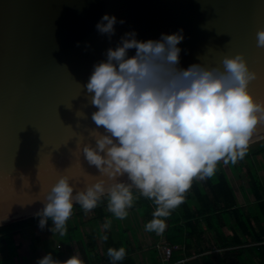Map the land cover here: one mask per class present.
Segmentation results:
<instances>
[{"label":"water","instance_id":"water-1","mask_svg":"<svg viewBox=\"0 0 264 264\" xmlns=\"http://www.w3.org/2000/svg\"><path fill=\"white\" fill-rule=\"evenodd\" d=\"M105 14L125 21L111 40L96 29ZM262 27L264 0H0V226L36 216L61 175L76 191L99 176L76 150L81 140L95 146L88 133L97 109L81 85L126 32L147 41L182 28L185 69L223 68L225 56L244 53L257 73L250 91L264 103ZM261 139L264 123L250 144Z\"/></svg>","mask_w":264,"mask_h":264},{"label":"clouds","instance_id":"clouds-1","mask_svg":"<svg viewBox=\"0 0 264 264\" xmlns=\"http://www.w3.org/2000/svg\"><path fill=\"white\" fill-rule=\"evenodd\" d=\"M117 23L125 21L105 14L96 29L111 40ZM137 35L133 30L121 36L115 47L106 50V59L93 66L86 85H81L89 104L97 109L91 114L95 128L88 133L95 146L81 140L76 150L99 176L76 191L72 177L61 175L37 213L42 229L51 219L50 230L64 236L74 204L88 213L105 196L108 211L123 220L138 199L132 191L136 189L155 205L145 231L163 234L166 219L184 202L193 181L213 177L220 162L242 160L258 124L264 123V103L249 88L257 73L244 53L225 56L223 68L201 62L185 69L180 67L182 28L156 40H139ZM256 43L264 49V27L257 31ZM76 115L87 119L83 111ZM110 227L107 220L103 230ZM101 239L107 241L108 236ZM168 244L175 245L158 247L163 264V246ZM107 256L116 264L126 257V249L110 247ZM37 264L84 261L78 253L65 261L48 253Z\"/></svg>","mask_w":264,"mask_h":264},{"label":"trees","instance_id":"trees-1","mask_svg":"<svg viewBox=\"0 0 264 264\" xmlns=\"http://www.w3.org/2000/svg\"><path fill=\"white\" fill-rule=\"evenodd\" d=\"M256 142L249 145L247 155L242 160H239L235 164L229 163V166L236 169L238 164L241 167L250 164V170L247 172L246 192L249 196L248 199L255 200L254 202L260 207L264 216V184L255 166L256 158L264 152V139ZM132 191L138 199L135 200L133 207L129 210H137L139 216L146 211L148 216L147 222H149L153 218L152 213L155 210V205L151 200L141 196L138 190L132 189ZM106 200L107 197L105 196L98 206L92 210V214L94 215L88 218L85 217V212L81 206L74 204L73 214L66 224L67 232L64 236L59 237L60 241L61 243L68 244L73 250H79L80 258L84 261V264H112L111 259L107 256V249L110 247L117 249L125 247L126 249V257L122 261L116 262V264H136L133 252L130 249L131 241L128 235V230L132 228V225H118L116 230L112 227L103 230L104 223L110 220L109 218L112 216V213L107 209ZM190 203L194 206V210H191ZM183 204L184 208L180 205L167 218L169 228L166 230V236L170 243H179L184 233L187 234L186 238L189 241L196 235L198 237L202 236L208 230H221L225 223H229L230 215L233 213L236 217V228L244 230L245 233L257 241L256 243H252L251 248L257 253L259 264H264V236H260L256 232L257 230L253 226L251 216L246 213L244 207L241 208L238 205L237 194L223 162L218 164L217 171L213 177L203 181H193L191 189L185 195ZM180 210L185 212L184 216L178 215ZM181 219L183 223H180ZM38 222V217L32 216L0 226V244H7L10 250L7 257L0 258V264H22V261H19V256L24 255L28 257L27 260L30 262L27 254H18L19 246L16 243L15 237L18 232L26 229V227H32ZM87 224L89 225V229L86 226ZM52 225L53 223L49 219L46 226ZM103 235H107L108 240H102L103 245L100 247L98 237H102ZM226 241H228L226 242L227 246L235 243L240 245L244 242H250L248 240L243 241L235 232L233 240L226 238ZM48 247L54 259L60 261L67 260L62 245H56L54 240L50 239ZM230 252L234 253L237 257V262L232 264H255L243 257L240 246L237 249H230ZM179 256V254H172L171 261L177 260L180 258ZM211 257L212 255L210 254L205 256V264H215L212 262ZM4 259H10V262L6 263L3 261Z\"/></svg>","mask_w":264,"mask_h":264},{"label":"crops","instance_id":"crops-1","mask_svg":"<svg viewBox=\"0 0 264 264\" xmlns=\"http://www.w3.org/2000/svg\"><path fill=\"white\" fill-rule=\"evenodd\" d=\"M255 166L257 167L261 181L264 184V152L260 154L258 158H256ZM225 167L237 194L238 205L241 208L244 207L246 213L251 216L253 226L255 230H257L256 232H258L260 236H264V216L262 211L260 210V207L257 205V203L254 202V199H248L249 196L246 192L248 181L247 172L250 170V164H247L243 167L238 164L236 169L235 167H230L229 164L225 165ZM234 183L238 185L237 189L235 188ZM181 207L184 208L183 203L181 204ZM190 208L191 210L195 209L191 203ZM132 215L134 219H131L132 228L128 230V235L131 241L130 249L133 252L136 264H163L161 257L162 250L160 251L158 247L159 245L161 246L162 244L170 243L166 236V230L169 228L168 219H166L167 227L165 232L163 234L157 235L154 232L145 231V225L148 220L146 211H144L141 216H138V211L133 210ZM178 215L184 216L185 212L180 210ZM229 220V223H225L221 230H208L202 236L198 237L196 235L189 241L186 238L187 234L184 233L181 241L175 244L176 248L174 249L173 254H179V257H187L188 264H205V256L208 254L212 255L211 260L215 264H232L237 262V257L234 253L230 252V249H237L240 246L242 248V255L246 260H250L255 264H259L257 253L251 248L252 243H256L257 241H255L252 236L245 233L244 230L236 228V217L233 213H231ZM115 222L117 228L118 225H123L120 219L115 218ZM180 223H183L182 219L180 220ZM86 226L89 229V225L87 224ZM234 232L237 233V236L243 241L248 240L250 242H244L240 245L235 243L227 246L226 242L228 241H226V238L233 240ZM16 243L19 246L18 241ZM101 246L102 245H100V247ZM19 252L22 253V250ZM9 253L10 250L8 245L5 243L0 244V258L7 257Z\"/></svg>","mask_w":264,"mask_h":264},{"label":"rangeland","instance_id":"rangeland-1","mask_svg":"<svg viewBox=\"0 0 264 264\" xmlns=\"http://www.w3.org/2000/svg\"><path fill=\"white\" fill-rule=\"evenodd\" d=\"M260 141V140H258ZM258 143V142H256ZM250 145V144H249ZM235 188H238V185L234 183ZM107 202V200H106ZM133 211V210H132ZM132 211L128 210L129 215L127 218L120 220L123 223V226H129L132 225L131 219L133 218ZM137 211V210H136ZM93 211H90L85 214V217H91L94 214H92ZM38 217V223L35 224L32 227H26V229L18 232V234L15 237L16 242L18 241L19 247H18V254H27L29 256L30 262L27 260L28 257L26 255L24 256H19V261H22V264H37V261L41 258H43L45 255L50 253L49 247H48V241L50 239L54 240V243L57 245H62L64 249V254L66 259H69L76 253L79 254L80 256V251L79 250H73L68 244L61 243L60 241V235L58 233L54 234L50 229L53 227L52 226H46L43 229L40 227V217ZM139 216V215H138ZM73 218V217H72ZM112 220L111 227L113 229H117L116 227V222L115 218L113 216H110L109 218ZM72 220V219H71ZM99 245H103L101 236L98 238ZM22 250V253L19 252ZM81 257V256H80ZM4 262L8 263L10 262V259H4Z\"/></svg>","mask_w":264,"mask_h":264},{"label":"built area","instance_id":"built-area-1","mask_svg":"<svg viewBox=\"0 0 264 264\" xmlns=\"http://www.w3.org/2000/svg\"><path fill=\"white\" fill-rule=\"evenodd\" d=\"M175 246L176 245H171V244L163 246V251H164L163 258L166 261V264H187V257H182L174 262H171V256H172L173 249L175 248Z\"/></svg>","mask_w":264,"mask_h":264}]
</instances>
